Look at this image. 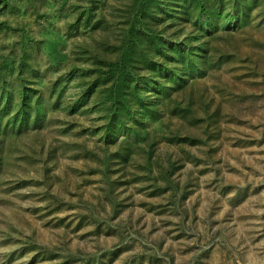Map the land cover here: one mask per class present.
I'll use <instances>...</instances> for the list:
<instances>
[{
    "label": "rangeland",
    "instance_id": "374dc122",
    "mask_svg": "<svg viewBox=\"0 0 264 264\" xmlns=\"http://www.w3.org/2000/svg\"><path fill=\"white\" fill-rule=\"evenodd\" d=\"M142 1L0 0V264H264V0H149L115 111Z\"/></svg>",
    "mask_w": 264,
    "mask_h": 264
},
{
    "label": "trees",
    "instance_id": "16d2710c",
    "mask_svg": "<svg viewBox=\"0 0 264 264\" xmlns=\"http://www.w3.org/2000/svg\"><path fill=\"white\" fill-rule=\"evenodd\" d=\"M148 4L149 0H143L142 4H140V12L136 17L137 24L133 22L129 27L122 48L120 49L122 50L120 58L116 62H112L109 67V73L111 74L110 80L112 81L110 99L112 100L113 109L115 111L118 110V106L122 105V103H125L127 106L130 104L128 78L131 77L130 75L134 70V64L132 61L134 59L133 51L136 50L137 47L141 46H139V44L142 41L143 34L141 33V27L139 25H143L142 31L144 32L145 17L143 13L146 12ZM149 40L154 42L156 49H159L162 54H165V50L160 41L153 39V37H151ZM136 123L138 124L137 120H135V124Z\"/></svg>",
    "mask_w": 264,
    "mask_h": 264
}]
</instances>
